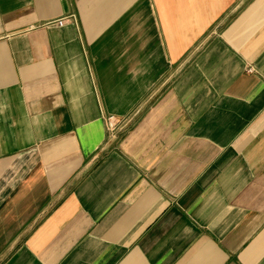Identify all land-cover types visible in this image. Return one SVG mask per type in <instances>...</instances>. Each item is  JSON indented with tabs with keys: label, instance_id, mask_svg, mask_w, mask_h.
Wrapping results in <instances>:
<instances>
[{
	"label": "crops",
	"instance_id": "obj_1",
	"mask_svg": "<svg viewBox=\"0 0 264 264\" xmlns=\"http://www.w3.org/2000/svg\"><path fill=\"white\" fill-rule=\"evenodd\" d=\"M0 264H264V0H0Z\"/></svg>",
	"mask_w": 264,
	"mask_h": 264
},
{
	"label": "built area",
	"instance_id": "obj_2",
	"mask_svg": "<svg viewBox=\"0 0 264 264\" xmlns=\"http://www.w3.org/2000/svg\"><path fill=\"white\" fill-rule=\"evenodd\" d=\"M123 124H121V122L117 121V120H110L109 121V126H108V130L109 133L112 137L116 136V133L122 129Z\"/></svg>",
	"mask_w": 264,
	"mask_h": 264
}]
</instances>
